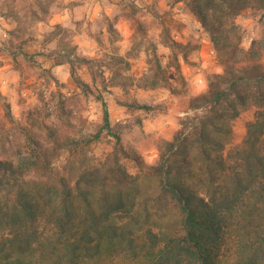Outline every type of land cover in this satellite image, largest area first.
<instances>
[{
    "label": "rangeland",
    "instance_id": "374dc122",
    "mask_svg": "<svg viewBox=\"0 0 264 264\" xmlns=\"http://www.w3.org/2000/svg\"><path fill=\"white\" fill-rule=\"evenodd\" d=\"M55 2L44 0L43 4L39 0H31L28 8L20 0H0V19L17 24L10 31L0 24V33L7 34V38L0 35V56L6 52L15 62L18 54L23 55L32 68H42L43 63L50 62L48 68L42 69L40 76L45 77V86L49 82L57 86V91L50 93L48 101L43 99L42 92L38 93L40 107L33 105L26 111L21 110L19 120L12 116L9 105L0 97V161H12L21 164L23 169L30 168L22 185L35 198L40 214L34 223H14L5 215L7 211H12L11 201L1 207L4 216L3 223H0V262L6 253L14 254L18 246V249L21 248L27 240L25 234H28L33 243L27 252L34 254V258L43 264H55L57 261L64 264L68 253L59 243V238H62L59 228L63 226L78 232L89 226L91 220H98L104 228L115 230V245L109 248L104 243L100 253L92 254L77 264H149V259L144 257L147 246L144 233L169 230L176 226L179 218L177 205L169 194L162 192L154 167L165 163L173 172L179 171L181 179L203 195L206 192L203 188L205 163L197 142L191 137L187 139L184 150H170L168 146L185 124L186 133L191 132L192 120L201 114L180 120L181 127L172 134L171 139L162 140L157 145L158 158L152 163L148 162L147 157L134 146L141 139L148 138L144 137L143 132L139 137H128L133 125L141 127L143 119H151L158 112L166 111V107L139 102L136 89H168L176 95L179 93L173 85L179 84L187 95L186 76L190 80L198 68V63L189 60V56L201 49L209 57V50L216 55L215 62L200 71L207 87L198 95L208 89L209 81L216 75L243 76L264 72V7L253 0L249 8L227 21L229 39L219 49L211 43L209 34L201 25L199 29L191 30L188 36L182 35L181 30L185 26L173 19L176 13L172 9L177 4H183L177 13H188L197 20L188 0H91L104 7L115 6L110 19L104 16L103 20L95 21V33L90 30L91 24L85 28L88 37L95 39L98 58L78 55L77 46L69 47L65 43L68 30L60 25H55L53 32L44 34L43 40L37 41L33 33L27 41L13 43V37L18 38L27 31L26 25L43 20L49 13V6ZM33 4L43 15L37 14ZM76 23L78 26L79 22ZM117 24L120 25L119 29L115 26ZM105 28L106 35L102 31ZM192 32L197 33L196 37ZM57 36L60 39L56 47L49 49L48 45ZM202 39L207 43L202 44ZM25 44L29 47L38 44L40 50L31 48L29 52L22 47ZM121 51L123 55H120ZM37 57L40 58L39 62ZM181 60L183 66L192 71L185 74ZM61 65H67V68L53 74V69ZM215 67L221 69L220 74L214 71ZM71 69L83 82L82 75L90 77L91 86L84 82L89 86L90 93L76 92L78 88L71 77ZM104 69L110 73L107 79ZM65 71L66 79L60 83L58 76L64 75ZM98 78L100 86L96 87ZM110 87L118 88L119 94L111 92ZM60 88L68 89L72 95L65 98ZM191 91L195 92V85H192ZM261 93L264 98V88ZM97 95H101L106 103L110 125L120 136L119 145L100 129L102 105L96 99ZM260 95L253 88L245 105L237 104L234 115L228 111L232 114H227L228 120L225 119L220 129L225 136L224 155L242 145L248 124L264 111ZM78 96L84 99V110L94 116L99 112L97 120L74 116L79 111ZM89 97L99 102L97 110L87 108ZM105 97H111V111ZM153 98L149 96L147 100ZM193 98L188 102L189 107ZM167 107L172 105L169 103ZM119 109H124L131 119L124 120V113ZM137 112L144 115L137 116ZM73 120L77 123H73ZM214 124L219 127L220 123ZM38 146L44 149V158L35 151ZM149 146L144 145L145 148ZM259 147L264 150V135ZM215 155L213 152L212 156ZM122 200L126 202V210L109 214L108 209ZM245 227V223L232 226L229 232L233 234ZM136 234L142 238L134 240ZM228 235L226 233L227 245L223 247L222 254L230 264L234 248ZM143 245L145 247L142 249Z\"/></svg>",
    "mask_w": 264,
    "mask_h": 264
},
{
    "label": "trees",
    "instance_id": "16d2710c",
    "mask_svg": "<svg viewBox=\"0 0 264 264\" xmlns=\"http://www.w3.org/2000/svg\"><path fill=\"white\" fill-rule=\"evenodd\" d=\"M188 1L192 14L209 34L211 43L219 49L229 39L227 29L230 28L226 22L249 8L253 0ZM257 1L264 7V0ZM70 73L82 93L91 92L73 69ZM253 88L262 99L264 72L243 76L224 73L214 76L208 83V89L191 101L192 110L203 109L204 112L192 120L191 132L186 133L185 124L168 146L170 150L181 151L189 137L197 142L205 163L203 188L206 192L202 195L199 190L189 187L181 179L180 172H173L165 163L154 167L162 192L169 194L177 205L179 218L176 226L169 230L144 233L147 242L144 257L149 259V264H228L222 254L223 247L227 245L226 233L232 238L234 248L230 264H264V150L259 147L264 135V111L248 124L242 145L229 150L226 155L223 154L225 136L220 132L221 125L225 119L228 120L227 114L231 113L228 111L233 113L237 104L245 105ZM96 99L102 105L100 129L119 145L120 136L110 125L106 103L101 95ZM262 103L264 106V98ZM216 122L220 123L219 127L214 124ZM35 151L44 158L43 148L38 146ZM213 152L215 156H212ZM27 169L12 161H0L1 224V207L9 201L12 211L4 213L14 223L26 221L31 224L39 218L35 198L22 185L30 168ZM126 208V202L122 200L109 208L108 213ZM242 223L246 224L245 228L233 234L229 232L232 226ZM59 229L62 236L59 243L68 253L64 264H77L92 254L100 253L104 243L112 248L117 238L113 228H104L98 220H91L89 226L78 232L63 226ZM24 238L27 240L21 248L18 246L14 254L6 253L0 264H43L34 258V254L27 252L33 240L28 234ZM139 238H142L140 234H136L134 240ZM141 247L143 249L145 245Z\"/></svg>",
    "mask_w": 264,
    "mask_h": 264
},
{
    "label": "clouds",
    "instance_id": "9594fccd",
    "mask_svg": "<svg viewBox=\"0 0 264 264\" xmlns=\"http://www.w3.org/2000/svg\"><path fill=\"white\" fill-rule=\"evenodd\" d=\"M103 7V14H101V8ZM104 7L100 4H96L91 2V0H56L54 4L49 6V13L47 16H44L43 20L37 21L31 26H27V31L20 35L18 38L13 37V43L20 44L21 40L27 41L29 39V35L35 34V39L37 41L44 39V34L53 32L55 25H60L61 28L67 29L68 34L64 37L65 43L68 44L69 47L77 46V54L82 56H87L89 58L97 57L98 58V49L95 43L94 38L88 37V34L85 32V28L88 27L89 24L92 25L90 29L93 33H95V21L97 19L103 20L104 16L111 18L112 8ZM183 4H177L176 8L172 9L173 13L176 15L173 16L174 20H178L180 24L185 27L182 28V35L188 36L189 32L193 29H199L200 24L197 20H195L190 14L185 12L177 13V9L182 8ZM33 8L37 11L38 15H43V13L39 12V9L33 4ZM45 21L47 23H45ZM79 25L77 26V23ZM0 24L3 25L4 29L11 30L17 27L15 21L8 23L6 20L0 19ZM117 29L120 28V25H115ZM105 35L106 28L102 29ZM5 38H7V34L0 33ZM193 37H196L197 33L192 32ZM60 39V36H57L52 40V43L48 45L49 49H54L56 47L57 41ZM195 42V39L194 41ZM202 44L207 43L206 40L202 39L200 41ZM24 49H28L29 52L31 48L39 49L38 44H32L29 47L28 44L22 46ZM87 48V50H85ZM120 55H123V51H121ZM215 52L212 53V56L209 57L207 53L201 49L199 52H194L189 56V60L198 63V68L195 70L196 74L190 79H187L186 76V87L189 89L187 95L183 93L181 86L179 84L173 85L174 88L177 89L179 94L173 95L168 89L162 90H148L141 91L136 89L137 99L141 103H151L153 106L155 105H164L166 107V111L158 112L151 119H143L142 126L138 127L133 125V130L130 136L139 137L140 133L143 132L144 137L148 139H141L139 143H136L134 146L141 151L143 155L147 157L149 163H152L159 156V151L157 145L162 140H170L172 134L178 131L181 127L179 123L180 120H183L185 117H192L194 115H200L203 112V109H196L195 111L189 107L188 102L200 92L204 91L207 87V82L200 75V71L209 67L210 63L215 62ZM37 62L40 61V58L37 57ZM182 65V71L187 74L192 71L191 69L183 66V60L180 61ZM50 62H45L42 65V68H32L29 67L28 63L25 61L23 55L18 54L16 56L15 62L12 57L9 56L6 52L4 55L0 56V97H3L4 103H7L10 107L12 116L15 119H20L21 110H27L29 106L40 107V101L37 96L38 93H43V99L48 101L50 98V93H55L57 91V86L51 82H49L48 86H45L44 80L45 77L40 76V72L42 69H46L49 67ZM61 68H67V65H61L53 69V74H59ZM135 71V69H133ZM104 77L107 79L110 75L107 69H104ZM214 71L217 74L221 73V69L219 67H215ZM129 73H125L128 75ZM67 76V72L65 71L64 75H59L58 79L60 83H64ZM39 77V78H38ZM139 75H137V80H139ZM82 79L85 83L91 86V79L88 75H82ZM192 85H195V92L191 91ZM99 78L97 79L96 87H99ZM109 90L111 92L119 94V89L110 87ZM59 91L63 93L64 97L67 98L72 95L71 91L65 88H60ZM76 92L79 93L80 90L76 89ZM154 97L151 101L147 100V97ZM105 99L110 104L111 111V97H105ZM21 101L23 103H21ZM79 103L77 104L78 112L74 113V116L86 117L89 121H95L98 119L99 112L97 111V115H91L89 111L84 110V99L82 96H78ZM55 100H53V104ZM171 104L172 107H167L168 104ZM99 107V102L93 101L91 97H89V102L87 104L88 109L97 110ZM120 112L124 113L123 119L130 120L131 117L127 115L124 109H119ZM137 116H143L142 112L135 113ZM54 119V117H53ZM73 123H77L76 120H73ZM5 124L7 122L5 121ZM151 142V143H150ZM145 144H150L149 147L145 148Z\"/></svg>",
    "mask_w": 264,
    "mask_h": 264
},
{
    "label": "crops",
    "instance_id": "0c3cea01",
    "mask_svg": "<svg viewBox=\"0 0 264 264\" xmlns=\"http://www.w3.org/2000/svg\"><path fill=\"white\" fill-rule=\"evenodd\" d=\"M18 1V0H17ZM20 1H23V3L28 6V8L30 7V4H31V0H20ZM41 1L43 4H44V0H39ZM27 10V7L25 8Z\"/></svg>",
    "mask_w": 264,
    "mask_h": 264
},
{
    "label": "built area",
    "instance_id": "2783aa9c",
    "mask_svg": "<svg viewBox=\"0 0 264 264\" xmlns=\"http://www.w3.org/2000/svg\"><path fill=\"white\" fill-rule=\"evenodd\" d=\"M213 52H214L213 50H209V55L212 56V53H213Z\"/></svg>",
    "mask_w": 264,
    "mask_h": 264
}]
</instances>
